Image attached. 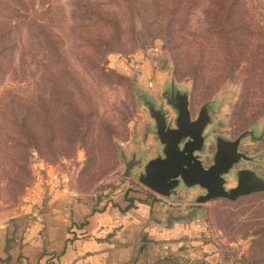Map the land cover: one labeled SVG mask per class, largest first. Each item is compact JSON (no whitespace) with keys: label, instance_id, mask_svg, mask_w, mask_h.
<instances>
[{"label":"rangeland","instance_id":"1","mask_svg":"<svg viewBox=\"0 0 264 264\" xmlns=\"http://www.w3.org/2000/svg\"><path fill=\"white\" fill-rule=\"evenodd\" d=\"M203 4L191 6L175 25L182 30L167 40L145 0H0V206L18 209L54 171L85 192L122 176L121 151L130 153L136 125L144 121L153 130L141 95L161 98L171 69L189 88L192 116L215 100L211 134L234 138L255 129L260 136L239 144L252 159L234 167L264 176L262 72L246 67L264 50V0H245L254 32L234 35L244 40L236 48L204 40ZM101 10L113 14L111 23L99 22ZM214 147L210 136L206 163ZM206 203L219 264H264V191Z\"/></svg>","mask_w":264,"mask_h":264},{"label":"crops","instance_id":"2","mask_svg":"<svg viewBox=\"0 0 264 264\" xmlns=\"http://www.w3.org/2000/svg\"><path fill=\"white\" fill-rule=\"evenodd\" d=\"M133 136L147 157L155 155L158 141L144 121ZM110 182L85 192L54 171L18 209L0 206V264H219L207 201L190 200L198 190L179 188L168 199L132 177Z\"/></svg>","mask_w":264,"mask_h":264},{"label":"water","instance_id":"3","mask_svg":"<svg viewBox=\"0 0 264 264\" xmlns=\"http://www.w3.org/2000/svg\"><path fill=\"white\" fill-rule=\"evenodd\" d=\"M188 91L187 86L175 82L171 69L163 81L161 98L141 95L145 115L159 146L154 156L147 157L146 152L140 150L139 141L133 140L129 154L121 151V175L132 177L168 199L176 197L179 188L190 191L199 187L201 190L190 199L196 203L218 197L235 200L241 195L264 191V176L257 170L234 167L242 160L252 159L245 150L239 149L241 140L260 135L255 134L254 128L245 129L234 138L211 134L208 126L212 122L210 112L215 100L204 102L192 116ZM210 136L215 147L210 153V162L206 163L204 155ZM227 174L234 176V184L227 185Z\"/></svg>","mask_w":264,"mask_h":264},{"label":"trees","instance_id":"4","mask_svg":"<svg viewBox=\"0 0 264 264\" xmlns=\"http://www.w3.org/2000/svg\"><path fill=\"white\" fill-rule=\"evenodd\" d=\"M17 1L22 2L23 0ZM145 2L153 6L156 17L162 22L164 33L169 35L167 40H171L178 34L177 32L182 30L175 26L177 22L183 21L189 8L199 5L201 0H145ZM202 13L208 28L207 35H204L205 41L214 40L220 46L227 47L229 45L236 48L244 40L235 38L234 35L246 37L253 35L252 22L255 18L250 15L245 0H204ZM112 16L113 14H107L104 10L98 12L99 22L102 24L111 23ZM198 43L203 45L202 41H198ZM108 51L107 48L99 47L98 52L107 53ZM246 64L247 68L262 72V75L258 72V76H260L261 85L264 86V50L248 58ZM98 69L103 70V67Z\"/></svg>","mask_w":264,"mask_h":264}]
</instances>
